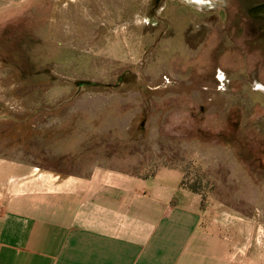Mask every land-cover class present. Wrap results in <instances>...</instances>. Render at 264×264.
<instances>
[{
    "label": "rangeland",
    "instance_id": "374dc122",
    "mask_svg": "<svg viewBox=\"0 0 264 264\" xmlns=\"http://www.w3.org/2000/svg\"><path fill=\"white\" fill-rule=\"evenodd\" d=\"M5 1L0 161L79 178L178 169L238 256L264 264V41L191 30L212 4Z\"/></svg>",
    "mask_w": 264,
    "mask_h": 264
},
{
    "label": "crops",
    "instance_id": "0c3cea01",
    "mask_svg": "<svg viewBox=\"0 0 264 264\" xmlns=\"http://www.w3.org/2000/svg\"><path fill=\"white\" fill-rule=\"evenodd\" d=\"M182 178L0 161V264H246Z\"/></svg>",
    "mask_w": 264,
    "mask_h": 264
},
{
    "label": "flooded vegetation",
    "instance_id": "af4514ba",
    "mask_svg": "<svg viewBox=\"0 0 264 264\" xmlns=\"http://www.w3.org/2000/svg\"><path fill=\"white\" fill-rule=\"evenodd\" d=\"M151 4H154L156 12L167 8L162 7V4H212L202 6L204 9L199 10L200 16L195 19L196 25L191 30L197 29L195 32H199L203 28L209 29L207 40L219 42L220 39H225L233 47L239 46L240 38L258 45L264 41V0H152ZM172 10L177 12L174 8ZM174 25L179 29L178 22ZM183 26H186L185 23ZM183 26L181 25V31ZM164 34L165 32H161L159 36ZM232 50L237 51L235 48Z\"/></svg>",
    "mask_w": 264,
    "mask_h": 264
},
{
    "label": "trees",
    "instance_id": "16d2710c",
    "mask_svg": "<svg viewBox=\"0 0 264 264\" xmlns=\"http://www.w3.org/2000/svg\"><path fill=\"white\" fill-rule=\"evenodd\" d=\"M165 168H167V167H165ZM128 174H130V173H128ZM155 174H156V173H151V174H147V175H142L141 173H135V174H130V175H133V176H136V177H139V178H144V179H146V178H149V177H151V176H153V175H155ZM181 184H182L183 187L186 186V183H185L184 179H182ZM185 188H186V187H185ZM186 189H188V190H190V191H192V192H194V193H198V190L195 189V188H193L192 186H191V187L188 186Z\"/></svg>",
    "mask_w": 264,
    "mask_h": 264
}]
</instances>
